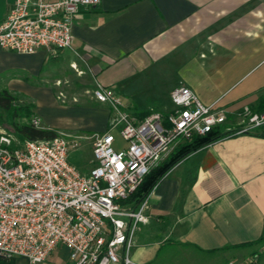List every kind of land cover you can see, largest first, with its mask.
I'll return each instance as SVG.
<instances>
[{"label": "crops", "instance_id": "crops-1", "mask_svg": "<svg viewBox=\"0 0 264 264\" xmlns=\"http://www.w3.org/2000/svg\"><path fill=\"white\" fill-rule=\"evenodd\" d=\"M14 1L0 0V22ZM95 83L135 117L168 112L165 99L183 85L239 129L243 109L256 113L264 96V0H100L74 17L68 49L0 48V90L31 102L42 130L55 132L48 118L72 108L64 104L95 102ZM100 105L80 110L105 130ZM145 216L131 264H264V126L185 157L148 194ZM60 247L43 264H72Z\"/></svg>", "mask_w": 264, "mask_h": 264}, {"label": "built area", "instance_id": "built-area-1", "mask_svg": "<svg viewBox=\"0 0 264 264\" xmlns=\"http://www.w3.org/2000/svg\"><path fill=\"white\" fill-rule=\"evenodd\" d=\"M99 1L15 0L0 22V48L24 55L68 49L74 17ZM92 97L108 106L110 117L108 130L91 136L93 167L86 176L68 160L79 137L55 133L50 140L22 141L0 132V260L43 264L63 246L72 264H131L136 226L147 222V197L135 208L125 201L174 148L227 120L217 102L206 106L183 85L170 92L168 112L151 110L141 119L99 83ZM27 125L41 129L39 118ZM240 125L224 130L249 133L264 126V113L244 108ZM113 130L125 148L113 147Z\"/></svg>", "mask_w": 264, "mask_h": 264}, {"label": "trees", "instance_id": "trees-1", "mask_svg": "<svg viewBox=\"0 0 264 264\" xmlns=\"http://www.w3.org/2000/svg\"><path fill=\"white\" fill-rule=\"evenodd\" d=\"M33 104L31 102H16V99L6 90H0V111L6 114L10 119V124H7L10 131L17 136L18 139L36 141L50 140L56 134L53 131L35 129L27 124H17V120L27 119L33 114ZM264 111V96L260 100L256 113ZM149 112L138 114V118H143ZM231 132H226L224 127L212 129L209 133L193 137L191 140L181 143L167 156L165 160L153 168L142 180L136 191L130 195L126 204L135 208L138 204L148 196L152 189L164 177V175L176 164L182 161L188 155L230 135ZM0 264H6L0 261Z\"/></svg>", "mask_w": 264, "mask_h": 264}, {"label": "rangeland", "instance_id": "rangeland-1", "mask_svg": "<svg viewBox=\"0 0 264 264\" xmlns=\"http://www.w3.org/2000/svg\"><path fill=\"white\" fill-rule=\"evenodd\" d=\"M142 104H147L148 102H140ZM165 103L167 105H171L169 99H165ZM81 104V105H78ZM77 105H69L64 104L63 106H71L69 110H64L57 112L56 114L51 115V117L48 118V124L51 125L57 133H63L68 134L72 136H77L80 138L78 141V144L75 148L72 149V153L69 154V163L80 173V175L86 176L91 170L92 167V140H85V137H90L95 133L102 134L105 131L108 130V124L106 126V129L104 130V126L102 123V118L98 117L95 120H90V116L88 112H85L80 110V108L83 107H90V106H82V105H93L97 104V102H78ZM99 104V103H98ZM103 106L104 105H100ZM172 106V105H171ZM130 108V107H129ZM128 111H131V109H128ZM264 113V112H262ZM261 112L259 114H262ZM33 118H38L36 115H32L27 119L17 120V124H29ZM9 117L4 114L2 111H0V132H4L6 134H9L13 137L14 135L7 124H10ZM41 126V122H40ZM242 126V125H241ZM112 135L115 138V142L113 144V147L116 150L123 149L126 146V143L121 139V137L118 134L117 130H113ZM17 137V136H16ZM161 163V162H160ZM62 250V251H61ZM65 254L64 250L58 246V248L53 253L54 256L57 258L60 257V255ZM254 256H252L253 258ZM251 258V259H252ZM254 259V258H253ZM17 264H27V262L24 259H21Z\"/></svg>", "mask_w": 264, "mask_h": 264}]
</instances>
